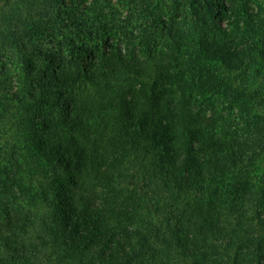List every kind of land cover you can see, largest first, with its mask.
I'll return each mask as SVG.
<instances>
[{
    "label": "trees",
    "instance_id": "trees-1",
    "mask_svg": "<svg viewBox=\"0 0 264 264\" xmlns=\"http://www.w3.org/2000/svg\"><path fill=\"white\" fill-rule=\"evenodd\" d=\"M32 1L0 17V264H264V0Z\"/></svg>",
    "mask_w": 264,
    "mask_h": 264
},
{
    "label": "rangeland",
    "instance_id": "rangeland-1",
    "mask_svg": "<svg viewBox=\"0 0 264 264\" xmlns=\"http://www.w3.org/2000/svg\"><path fill=\"white\" fill-rule=\"evenodd\" d=\"M23 1L24 0H0V17L2 15V13L9 11L10 5L13 6V11L12 12H15V10L19 9L20 7L23 8L25 6V4L23 3ZM26 1H28V0H26ZM30 1H32V0H30ZM36 1H41L42 2L43 0H33L32 2H36ZM161 1H163V3L169 4V1L168 0H161ZM238 1H242V0H238ZM243 1H246V0H243ZM254 2L261 3L262 0H249V2L247 0V3H249L250 5H253ZM35 8H36V11H37L38 8L36 6H35ZM25 10H26V8H25ZM40 13L43 14V10H40ZM13 23L14 24H17L16 23V20H13ZM37 42H38V46L41 49V51H43V47H45V46H48V47L49 46H53V44L51 42H48V40H44L43 37H40L39 39H36V42L35 43H37ZM15 62H16V59H13V62L10 63V66L12 68L14 67V63ZM38 62L39 63H42V60L39 59ZM35 183H36V181H35Z\"/></svg>",
    "mask_w": 264,
    "mask_h": 264
}]
</instances>
